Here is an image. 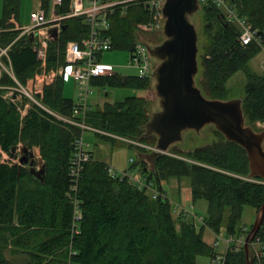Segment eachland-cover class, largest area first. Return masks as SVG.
Wrapping results in <instances>:
<instances>
[{"label":"trees","instance_id":"obj_1","mask_svg":"<svg viewBox=\"0 0 264 264\" xmlns=\"http://www.w3.org/2000/svg\"><path fill=\"white\" fill-rule=\"evenodd\" d=\"M2 1L0 48H7L3 61L21 86L42 71L50 73L65 66L67 43L79 42L87 35L81 18L63 20L64 30L57 40L48 42L41 66L31 36L20 35V0ZM69 3L70 0H62L56 13H67ZM48 4L49 0H40L42 9L48 10ZM235 5L237 13L264 43V0H235ZM200 7L207 45L200 57L201 70L195 77L197 86L205 97L223 100L228 80L242 72L246 124L264 122V74L248 67L259 48L242 46L239 30L225 23L217 8ZM147 18V11L135 4L128 6L124 14L120 8L109 14L106 35L112 40V50L131 53L136 25ZM151 81V77L113 73L93 79L91 85L144 92L150 89ZM16 85L6 72L0 75V87ZM63 85L61 76L45 85L34 96L39 104L24 95L16 101L5 98L6 90L0 88V150L12 155L10 149L19 144L29 151L38 149L45 166L43 180L39 181L24 165L0 163V264H196L198 256L211 258L214 253L203 240L206 229L214 234L223 230L225 235L234 236L242 228L244 207L257 212L262 205L264 181L248 177L245 150L228 142L215 128V142L191 151L174 144L155 157L154 168L142 159L132 165L138 177H145L161 192L164 181L189 180L192 203L207 202L204 224L199 227L186 216L174 215L167 199H152L147 190L138 189L127 178L110 175L108 165L92 155L78 180H74L70 175L73 142L83 130L58 120L48 111L95 129L97 137L106 142L125 138L155 147L157 138L151 135L140 139L151 115L147 97L104 102L78 117L75 103L63 95ZM134 147L139 153L150 152ZM225 209L229 214L224 225ZM77 214L79 218L75 219ZM263 227L264 222L256 236ZM225 264H245L243 249L229 250Z\"/></svg>","mask_w":264,"mask_h":264},{"label":"built area","instance_id":"obj_2","mask_svg":"<svg viewBox=\"0 0 264 264\" xmlns=\"http://www.w3.org/2000/svg\"><path fill=\"white\" fill-rule=\"evenodd\" d=\"M165 0H70L69 11L65 14H57L56 8L61 5L62 0H52L51 9L44 10L41 7L33 10L30 13V26L20 27V35H30L34 44V51L37 58L41 61V66H44L48 42L53 40L52 32L57 31L58 35L61 32L63 20L68 18H81L86 24L88 32L86 37L79 42L70 41L65 48L66 65L59 68L57 71L35 75L31 80L34 83V93H41V88L49 85L57 76H61L63 80L66 77L71 78L78 86V102L75 103V116L84 117L86 111L91 107L89 98L93 93L91 81L101 76H110L113 72V67L100 62V57L103 53L112 51V40L106 35L109 29L108 16L116 8H120L122 14L126 12L128 6L135 4L140 5L147 11V21L136 25V41L134 48L130 53L128 65L138 70L139 78L152 77V73L156 65L152 62L154 59L148 52L147 47H153L148 43L147 34L155 31L163 32L164 17L162 14V6ZM199 6L211 5L217 8L223 15V20L227 24L234 25L239 30L238 40L242 46L255 45L258 48L264 49V43L257 31L253 29L251 24L236 11L235 0H198ZM7 48L0 49V56L7 55ZM152 58V60H151ZM0 67L16 82V87H0L8 92V99L13 101L19 100L24 91L26 96H29L25 88L21 86L14 78L11 70L0 64ZM264 73V62L261 65ZM1 75V70H0ZM40 82V83H38ZM30 97V96H29ZM52 116L63 122H68L78 125L83 132L93 130L92 128L73 121V119L64 118L48 111ZM83 132L76 137L73 142V157L70 167V175L74 180H78L83 170L84 164L91 159V154L87 150L83 142ZM136 146L144 147L150 151L155 148L143 146L136 143ZM132 163V159H130ZM108 172L112 176L119 178H127L128 181L135 185L138 189H145L152 199L161 197L168 200L165 191L161 192L154 187L152 182H148L145 177L135 175L136 171L130 170L121 174H116L110 169ZM135 172V173H134ZM73 189H75L73 187ZM169 201V200H168ZM174 215H183L192 220L196 227L204 224V217L199 216L193 210L180 207L177 204L172 207ZM79 218L78 214L75 219ZM261 228V227H260ZM246 229L244 228L243 231ZM219 234H214L215 239L211 241L213 251L219 243H222L224 249L222 252H215L212 255L213 264H225V257L229 250L239 251L244 245L246 238L242 234L238 238L228 236L219 237ZM250 252L252 256V264H264V227L259 236L253 238L250 242Z\"/></svg>","mask_w":264,"mask_h":264},{"label":"water","instance_id":"obj_3","mask_svg":"<svg viewBox=\"0 0 264 264\" xmlns=\"http://www.w3.org/2000/svg\"><path fill=\"white\" fill-rule=\"evenodd\" d=\"M199 7L198 0H165L162 6L164 40L155 47H147L149 54L159 61L152 77L160 109L150 115L140 137L154 135L157 141L155 150L139 153V159L154 168L155 157L180 143L183 133H199L204 127L213 126L228 142L245 150L250 170L248 177L264 181V131L256 132L246 125L241 99H209L196 84L198 47L192 16ZM52 38L57 40L56 30L52 32ZM15 150L16 147H12L10 152ZM20 151V163L28 165L29 173L42 181L45 168L42 158L36 159L34 153L24 146ZM263 222L264 201L244 241L245 264H252L250 242Z\"/></svg>","mask_w":264,"mask_h":264},{"label":"rangeland","instance_id":"obj_4","mask_svg":"<svg viewBox=\"0 0 264 264\" xmlns=\"http://www.w3.org/2000/svg\"><path fill=\"white\" fill-rule=\"evenodd\" d=\"M51 4H52V0H49V4H48L49 12L51 9ZM2 5H3V1L0 0V17L2 15ZM39 7H40V0H20L18 24L21 27L30 26L31 24L30 13L31 11ZM221 16L223 17L222 14ZM192 22L194 23L197 31V47H198L197 62H198V73H199L201 70L200 57L204 52L205 46L207 45V38L203 33L204 23L202 19L201 7H199L197 13H195L192 16ZM162 33H163L162 31H155L151 34H147L148 43L152 46H156L160 44L164 40V36ZM4 56L5 55H1L0 64L8 68V66L5 65L3 61ZM129 60H130V53L120 50H112L105 52L100 57V62L112 66L114 73L126 77L128 76L137 77L138 70L128 65ZM152 62L156 66L159 63V61H157L156 59H153ZM263 62H264V49L259 48L258 54L251 59V61L248 64V67L250 68V70L254 71L257 74H264L263 70L261 69V65ZM0 70H1V74L5 72L1 67ZM151 78L152 81H151L150 89L144 92L133 90L130 88H109V87L96 88L95 87L93 88V93L89 98V103L91 106H101L104 102L115 103V102L123 101L125 98L131 96H144L147 97L148 108L150 114H152L158 111L160 107L158 103V98L156 97L154 90V80L153 77ZM32 84L33 86L29 88H27L26 85L23 86L25 88V91H27L30 97L26 96L24 91H22V94L26 96V98H28L30 102L38 103L37 100L34 98L35 96L34 83L32 82ZM244 84H245V78L242 72H238L235 75H233L227 82L228 92L223 100L242 99ZM43 87L41 88V92L43 90ZM8 92L10 91H6L4 93L5 98H8L9 96ZM63 95L64 97L71 99L74 103L78 102V86L69 77H66L64 80ZM27 106L28 104L26 103L25 107ZM24 114L25 112L23 111L22 115ZM251 128L256 132H262L264 131V122H256L251 126ZM214 130L215 129L213 126H206L199 133H196L194 131H187L183 133V139L180 143L176 144L177 146L176 148H180L181 150L183 149L185 151L188 150L191 151L195 147H199L215 142L218 140V138L215 135ZM95 131H96L95 129L90 131H84L82 136L83 142L85 145H87L86 148L91 153L92 157L95 160L107 164L109 169L116 174L129 172L130 170L134 171V169H132V165L135 162H137L139 159V152L136 149V147H134L136 146L135 144L137 142L129 141L125 138L124 139L118 138L115 143L106 142L98 138L97 135L95 134ZM21 147L22 145L20 144L17 145L16 150L14 153H12V155L4 153L0 150V154H1L0 163L6 162L8 164H17L22 166V164L20 163ZM150 148H155V147H150ZM31 152L34 153V157L36 159L40 157L38 149L34 148ZM130 159H132V163L130 162ZM24 166L28 167V165H24ZM35 168L38 169L37 166ZM135 175H137V173H135ZM162 189L166 192L168 196L167 198L172 207H175V205L177 204L180 207L193 210L199 216L204 217L206 215L207 202L204 200H199L196 203H192L190 199L189 180L186 179V180L178 181L176 179H170L169 181H164L162 183ZM256 213H257L256 210H254L252 207L245 206L240 222V225L242 226V228L240 227L241 228L240 232L234 236L231 235L228 237L238 238L242 234L247 235L246 234L247 228H250L254 223ZM228 214H229L228 209H225L224 225ZM244 228L246 229L245 231H243ZM224 236L227 235H225L224 231L222 230L219 233L218 238L219 237L222 238ZM204 237L207 241H210V239L211 240L215 239L214 233L209 229L205 230ZM223 249H224L223 244L219 243L217 245V248L214 249V251L222 252ZM196 264H213L212 257L210 258L206 256H198L196 258Z\"/></svg>","mask_w":264,"mask_h":264},{"label":"crops","instance_id":"obj_5","mask_svg":"<svg viewBox=\"0 0 264 264\" xmlns=\"http://www.w3.org/2000/svg\"><path fill=\"white\" fill-rule=\"evenodd\" d=\"M64 81V80H63ZM33 86V84H32V81L31 80H29V81H27V83H26V87L27 88H29V87H32ZM35 86V85H34ZM163 183V182H162ZM162 185V184H161ZM203 240L208 244V245H211V239H210V241H207L206 239H205V237L203 236Z\"/></svg>","mask_w":264,"mask_h":264},{"label":"bare ground","instance_id":"obj_6","mask_svg":"<svg viewBox=\"0 0 264 264\" xmlns=\"http://www.w3.org/2000/svg\"><path fill=\"white\" fill-rule=\"evenodd\" d=\"M36 10V9H35ZM32 12V11H31ZM1 57V56H0ZM64 67V66H63ZM242 100V99H241ZM247 125V124H246Z\"/></svg>","mask_w":264,"mask_h":264}]
</instances>
